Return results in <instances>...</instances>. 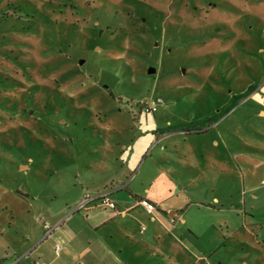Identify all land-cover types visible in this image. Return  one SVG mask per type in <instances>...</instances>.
<instances>
[{
	"label": "rangeland",
	"instance_id": "obj_1",
	"mask_svg": "<svg viewBox=\"0 0 264 264\" xmlns=\"http://www.w3.org/2000/svg\"><path fill=\"white\" fill-rule=\"evenodd\" d=\"M126 166L170 224L185 209L182 239L141 208L97 230L111 209L72 213L94 170ZM5 218L39 252L10 245L4 264H264V0H0ZM62 234L80 243L54 255Z\"/></svg>",
	"mask_w": 264,
	"mask_h": 264
},
{
	"label": "crops",
	"instance_id": "obj_2",
	"mask_svg": "<svg viewBox=\"0 0 264 264\" xmlns=\"http://www.w3.org/2000/svg\"><path fill=\"white\" fill-rule=\"evenodd\" d=\"M162 106H160L159 108H161ZM159 108H158V110H159ZM158 110L155 113H157ZM155 113L153 115H155ZM166 125L170 126L171 128H174V129L180 128L183 126V124H180L178 126L172 127L170 123H167ZM202 125L203 126H201V128H198V130L202 129L203 127L205 128V125L204 124H202ZM180 131H182V130H180ZM191 131L194 132V131H196V129H191ZM169 136H171V135L167 134V135H162V136H157V137L154 136L155 140L153 142V146L156 148L158 145H160V143H162V141L167 140V138ZM121 147L125 148V146L123 144L121 145ZM164 150H165V146H163L161 144L157 152L164 154ZM159 153H157L156 157H159V155H158ZM155 154L156 153H154V155ZM155 165H156L155 171H156L157 177L160 178V175L167 173L163 170V168H161L159 166V162L156 161ZM99 169H100V171H99ZM99 169L94 170L91 177L88 178V180L91 179L90 184H88L86 181H83L84 183L80 189L81 194L79 196V201L81 200L82 195L84 193H89L90 195H94V194L102 192V191H108V192H110V198L114 202V204L117 201L119 203V205H121L122 208L118 210L117 206L115 205V209H111L112 211L110 213L105 214L103 221H101V222L100 221L97 222L96 216H94L93 222L91 224H89L87 222L88 226L90 228H92L93 230H97L99 227H102V226L104 227L107 224V222L110 223L118 217L124 218L127 216V214L129 212L134 211L135 208H141L145 213H147V215L150 217V220L158 219L162 223V225L166 231L165 235H168V237H171L174 239H176V237L182 239V236H180L174 228V222H178L181 219H184V217L186 216L185 209H183L181 206L169 207L166 211H169V217H170V220L172 221L171 222L172 224H170L166 219L162 218L159 214L156 213V209H158L157 206L160 205L161 201H164L165 199H163V200L157 199L153 195L148 196L147 191H146L147 196H140V195H138L132 191V185H131L130 181L133 179V176L130 175L129 181L128 182L126 181V180H128L127 174L129 173L128 166L122 167L119 170V172H118V170L111 172L108 169H104V170L101 168H99ZM158 169L160 170L159 173H158ZM100 172H102V173H100ZM169 182H170V180H169ZM123 192H126L125 193L126 195H124ZM151 197H154L155 199H153ZM172 197L173 196H171L170 198H172ZM142 198L147 199L149 202H151L155 206V210H153L151 213H149L145 209H143L142 207L137 206V201L139 199H142ZM102 208L103 207H93V208L82 210L85 213H87L84 215L83 218L88 219V217H89L88 213H90L92 210H94V211L98 210L99 211ZM27 210L29 211V209H27ZM80 212L81 211L76 212V213L80 214ZM166 214H167V212H165V215ZM8 219L9 218H5V219L0 220V228H1L0 240L2 241V243L0 244V252L4 254V257H2L0 259V264H4V262L7 261L8 257H9L8 256L9 255L8 250L11 249L10 245L13 248H15V250L16 249L19 250L21 246H26L28 244L30 246H29V250H27L26 253L30 254L32 252H39V249L37 248L38 246L34 245L36 240L34 242L33 241L31 242V240L34 239L33 234L31 235V237H28L27 234H21L20 237H17L19 235L18 232H14L13 234L12 233H5L4 226L6 225L7 227H9L11 225L10 222L8 221ZM13 219L14 218H10V220H13ZM37 220L39 223H41L40 218ZM87 223H85V224H87ZM41 227L44 228L42 224H41ZM143 231H145V229H144V227H141L140 232H143ZM51 233L50 234H48V233L44 234V231H43L42 232V235H43L42 240L49 238ZM121 234H124V236H126V238L128 240L133 239L135 241V239L133 237L128 236V232L122 231ZM61 238H64L63 241H65V242H64L63 246H59V247H60V249L62 248L61 250L62 251L64 250L65 252L68 251V247H70L71 249H74L75 245L80 243V242L76 241L74 244V247H71L73 244V240H74V239H72V237H69L68 235L62 234ZM39 241H40V239L38 240V242ZM40 243H42V242H40ZM56 244H58V243L56 242L55 245ZM58 245H56V246H58ZM61 250H59V252H58V251L53 249L54 255H59ZM123 250H125V253L129 252L128 248H122V249H120V252ZM40 252H41V257H43V259H44V256H46L45 251L42 250ZM46 252H47V250H46ZM183 252H184V250L182 251V253ZM118 260H119V258H118ZM40 264H55V260L44 259L40 262ZM57 264H63V263L61 261H59ZM80 264H82V263H80ZM123 264H127V263L123 262Z\"/></svg>",
	"mask_w": 264,
	"mask_h": 264
},
{
	"label": "built area",
	"instance_id": "obj_3",
	"mask_svg": "<svg viewBox=\"0 0 264 264\" xmlns=\"http://www.w3.org/2000/svg\"><path fill=\"white\" fill-rule=\"evenodd\" d=\"M164 104V100L162 97H153L151 99L143 100L137 102V107L139 112L142 114H154L160 106ZM137 206L142 207L147 212L151 213L155 210V206L149 202L147 199H139L137 201ZM93 207H103L108 209H115V204L110 198V192L102 191L96 193L94 195H90L89 193H84L82 195L81 200L77 203L76 207L72 210V213L79 212L84 209H89ZM43 227L48 230V234L52 232L51 228L47 223H44ZM56 251L60 250L59 246H56ZM80 264V263H79Z\"/></svg>",
	"mask_w": 264,
	"mask_h": 264
},
{
	"label": "trees",
	"instance_id": "obj_4",
	"mask_svg": "<svg viewBox=\"0 0 264 264\" xmlns=\"http://www.w3.org/2000/svg\"><path fill=\"white\" fill-rule=\"evenodd\" d=\"M251 90H252V88H250L248 91H250L251 92ZM153 115V114H152ZM199 123H201V124H208L209 122H207V121H205V122H199ZM202 126V125H201ZM200 130V129H199ZM187 132L189 131V130H186Z\"/></svg>",
	"mask_w": 264,
	"mask_h": 264
},
{
	"label": "flooded vegetation",
	"instance_id": "obj_5",
	"mask_svg": "<svg viewBox=\"0 0 264 264\" xmlns=\"http://www.w3.org/2000/svg\"><path fill=\"white\" fill-rule=\"evenodd\" d=\"M136 105H137V103H136Z\"/></svg>",
	"mask_w": 264,
	"mask_h": 264
}]
</instances>
